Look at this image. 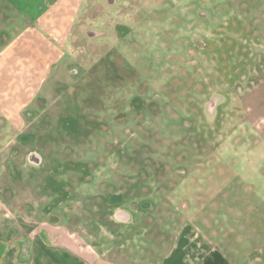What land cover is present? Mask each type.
I'll list each match as a JSON object with an SVG mask.
<instances>
[{
	"label": "rangeland",
	"instance_id": "374dc122",
	"mask_svg": "<svg viewBox=\"0 0 264 264\" xmlns=\"http://www.w3.org/2000/svg\"><path fill=\"white\" fill-rule=\"evenodd\" d=\"M66 51L0 133L17 201L48 209L52 234L153 264L210 191L264 190V0H85Z\"/></svg>",
	"mask_w": 264,
	"mask_h": 264
},
{
	"label": "crops",
	"instance_id": "0c3cea01",
	"mask_svg": "<svg viewBox=\"0 0 264 264\" xmlns=\"http://www.w3.org/2000/svg\"><path fill=\"white\" fill-rule=\"evenodd\" d=\"M84 1L0 0V133L7 127L19 130L21 112L63 61ZM12 143L0 140V264H148L147 254L127 250V244L109 245L100 255L66 232L52 234L48 209L17 201L14 184L20 176L8 171L16 158L5 156ZM31 154L27 162L41 167L44 159L34 162ZM4 188L11 190L3 195ZM252 188V199L243 195L232 203L228 195L220 205L211 198L217 191H210L205 210L203 205L189 209L191 217L172 236L170 252L157 255L153 264H264V190L258 184ZM32 191L29 184L28 195ZM114 216L120 222L135 220L125 209H116Z\"/></svg>",
	"mask_w": 264,
	"mask_h": 264
},
{
	"label": "water",
	"instance_id": "95a60500",
	"mask_svg": "<svg viewBox=\"0 0 264 264\" xmlns=\"http://www.w3.org/2000/svg\"><path fill=\"white\" fill-rule=\"evenodd\" d=\"M38 155H39V154L32 152V154H31L30 156H31V158H32V160H33L34 162L41 163V159H42V158L39 157Z\"/></svg>",
	"mask_w": 264,
	"mask_h": 264
}]
</instances>
